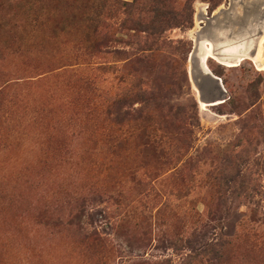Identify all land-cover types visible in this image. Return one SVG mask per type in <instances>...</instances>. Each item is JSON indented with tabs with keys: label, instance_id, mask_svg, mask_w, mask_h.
<instances>
[{
	"label": "rangeland",
	"instance_id": "obj_1",
	"mask_svg": "<svg viewBox=\"0 0 264 264\" xmlns=\"http://www.w3.org/2000/svg\"><path fill=\"white\" fill-rule=\"evenodd\" d=\"M100 1L0 0V264H264V0Z\"/></svg>",
	"mask_w": 264,
	"mask_h": 264
},
{
	"label": "trees",
	"instance_id": "obj_2",
	"mask_svg": "<svg viewBox=\"0 0 264 264\" xmlns=\"http://www.w3.org/2000/svg\"><path fill=\"white\" fill-rule=\"evenodd\" d=\"M102 2L104 3L105 1H100L99 5L94 7V10H92L93 13L96 12L98 14L99 12L97 11L99 6H103ZM123 4L125 6V10L132 13L131 8L134 7V3H130L127 1H123ZM93 13L91 16V19L93 20ZM128 21H131L135 27H144L141 28L142 30L151 32V34H156L158 31H162V28L155 26L154 24L147 22L146 24L142 22L141 19H136V20H129L128 18L124 19V24L127 23ZM166 30V29H165ZM108 38H104V43H97V44H103L102 46H106L105 49H98L97 51L101 54H111V55H116V54H124L125 51L118 49V48H110L109 43L110 40ZM149 48H143L142 50H147ZM128 84L130 87L127 86V90L124 93L121 94H116L110 102V105L113 107H117L119 109V115H122V118H125L127 114H129L128 111L121 112L120 107L123 106V104H128V106L132 107L134 103L140 102L142 103L141 109L135 110V112L139 113V116L137 119L141 122V138L146 139L144 140V145L146 150H151L153 153H157L156 161L160 163H167L168 161H179L185 154L188 152V149L190 147V142L188 141V138H186L187 131H189L188 128H186V131H178V128L174 130L172 127H168L167 124L169 125H175L174 122L170 120L167 116H164L162 114H152L150 110H147L149 104L153 101V98H150L147 95V90L143 88V82L136 78L135 76H132L128 80ZM161 117V118H158ZM158 118V119H157ZM151 120H154L155 124H160L158 127H153L155 130L160 131L161 134V139L165 142H168L167 146L165 145L164 147H161V150L157 149V146L154 145L152 142H149V138L145 137L146 135V129L149 125L151 124ZM185 134V135H184ZM184 135V136H183ZM166 139V140H165ZM172 142V144L169 142ZM168 151V152H167ZM172 152V154H170ZM166 157L167 160H161L162 157ZM155 176L153 177L154 179H157L161 174L159 172H152ZM231 174H233V171H231ZM229 175L226 177L228 178ZM239 176V174H237ZM217 179L216 173L213 174V180Z\"/></svg>",
	"mask_w": 264,
	"mask_h": 264
},
{
	"label": "bare ground",
	"instance_id": "obj_3",
	"mask_svg": "<svg viewBox=\"0 0 264 264\" xmlns=\"http://www.w3.org/2000/svg\"><path fill=\"white\" fill-rule=\"evenodd\" d=\"M256 55H258V58L260 59L261 57H262V51H261V49L258 51L257 50V52H256ZM207 57H213L212 55H210V54H208V55H206ZM206 58V57H205ZM239 63V62H238ZM238 63H231V64H227V65H229V66H233V65H237Z\"/></svg>",
	"mask_w": 264,
	"mask_h": 264
},
{
	"label": "water",
	"instance_id": "obj_4",
	"mask_svg": "<svg viewBox=\"0 0 264 264\" xmlns=\"http://www.w3.org/2000/svg\"><path fill=\"white\" fill-rule=\"evenodd\" d=\"M214 77H216V76H214ZM217 79H219V77H216ZM220 80V79H219ZM196 86L199 88V86L196 84Z\"/></svg>",
	"mask_w": 264,
	"mask_h": 264
}]
</instances>
